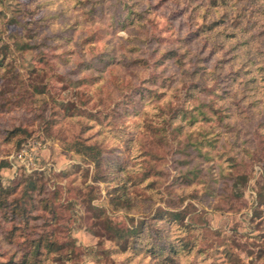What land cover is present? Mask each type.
Returning <instances> with one entry per match:
<instances>
[{"label": "rangeland", "instance_id": "374dc122", "mask_svg": "<svg viewBox=\"0 0 264 264\" xmlns=\"http://www.w3.org/2000/svg\"><path fill=\"white\" fill-rule=\"evenodd\" d=\"M39 236L42 264H264V0H0V264Z\"/></svg>", "mask_w": 264, "mask_h": 264}, {"label": "trees", "instance_id": "16d2710c", "mask_svg": "<svg viewBox=\"0 0 264 264\" xmlns=\"http://www.w3.org/2000/svg\"><path fill=\"white\" fill-rule=\"evenodd\" d=\"M46 238L39 236L37 237L32 243L31 247L28 249V253H23V255L20 258L19 262H16V264H42L43 263V257L45 253L47 254L49 252V247L51 248L52 242L48 240L45 241ZM45 252V253H44ZM32 257V259H31Z\"/></svg>", "mask_w": 264, "mask_h": 264}, {"label": "built area", "instance_id": "2783aa9c", "mask_svg": "<svg viewBox=\"0 0 264 264\" xmlns=\"http://www.w3.org/2000/svg\"><path fill=\"white\" fill-rule=\"evenodd\" d=\"M16 159L21 161L26 169H37L40 160L37 153V147L35 145L28 149L24 147L21 152L17 154Z\"/></svg>", "mask_w": 264, "mask_h": 264}]
</instances>
